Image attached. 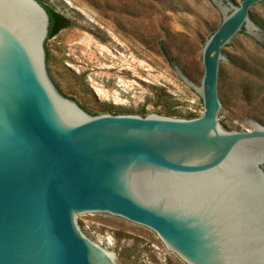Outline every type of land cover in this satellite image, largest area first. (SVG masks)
Here are the masks:
<instances>
[{
	"label": "water",
	"instance_id": "water-1",
	"mask_svg": "<svg viewBox=\"0 0 264 264\" xmlns=\"http://www.w3.org/2000/svg\"><path fill=\"white\" fill-rule=\"evenodd\" d=\"M210 1L221 23L203 44L200 85L171 63L202 114L177 118L107 113L72 67L65 77L101 113L88 114L50 75L46 9L0 0V264H123L85 218L148 230L186 264H264V125L234 131L221 90L224 66L264 80L227 54L245 34L264 45V0Z\"/></svg>",
	"mask_w": 264,
	"mask_h": 264
},
{
	"label": "rangeland",
	"instance_id": "rangeland-1",
	"mask_svg": "<svg viewBox=\"0 0 264 264\" xmlns=\"http://www.w3.org/2000/svg\"><path fill=\"white\" fill-rule=\"evenodd\" d=\"M45 4L71 24L50 43V75L65 98L90 115L101 114L90 97L65 76L75 68L112 106L155 113L156 89L178 112L202 114V99L179 77L161 50L200 85L202 48L221 15L210 0H48ZM239 3L241 0H237ZM264 19V5L256 11ZM227 54L252 62L264 73V45L249 35ZM221 88L234 105V131L251 130L249 119L264 120V80L224 66ZM247 91L249 93H247ZM111 114V113H110ZM258 118V119H257ZM95 233L109 238L123 264H186L158 236L123 220L85 218Z\"/></svg>",
	"mask_w": 264,
	"mask_h": 264
},
{
	"label": "trees",
	"instance_id": "trees-1",
	"mask_svg": "<svg viewBox=\"0 0 264 264\" xmlns=\"http://www.w3.org/2000/svg\"><path fill=\"white\" fill-rule=\"evenodd\" d=\"M38 1L46 9V11L49 15V27H48V35H47L46 39L52 38L53 36L57 35L63 28H65L71 24V21L67 17H65L62 13L56 11V9L54 7L45 4L42 0H38ZM230 1L234 3V0H230ZM251 18L263 31V29H262L260 23L257 21V19L255 17H251ZM241 33H244V31L242 30ZM161 50H162L163 55L166 57V59L170 63L178 64L176 62V60H174L171 57V55L169 54L168 50L166 49V47L164 45H161ZM46 57L48 59V51L47 50H46ZM229 62H231L234 65H236L237 67H239L237 62L234 61V59H231L230 57H229ZM241 69L245 70V68H241ZM155 93L156 94L154 96L155 101H153V107L155 109L159 107V109L155 110V113H158L160 115L170 116V117L179 116L178 112L173 108L172 105H170V100H169L168 95L162 89H159V90L156 89ZM247 93H249V92L247 91ZM112 108H113L112 106H109L108 110L106 112L111 113V114H139L142 116L149 114V112H147L145 110V107H142L141 109H139L136 112L130 111L127 109H122V108H118L115 112H113ZM94 115H97V114H94ZM193 117H194V115H188L185 118H193ZM259 121L261 123H263V125H264V120L259 118Z\"/></svg>",
	"mask_w": 264,
	"mask_h": 264
},
{
	"label": "flooded vegetation",
	"instance_id": "flooded-vegetation-1",
	"mask_svg": "<svg viewBox=\"0 0 264 264\" xmlns=\"http://www.w3.org/2000/svg\"><path fill=\"white\" fill-rule=\"evenodd\" d=\"M230 1V0H229Z\"/></svg>",
	"mask_w": 264,
	"mask_h": 264
}]
</instances>
